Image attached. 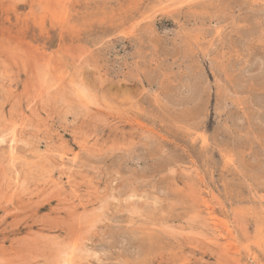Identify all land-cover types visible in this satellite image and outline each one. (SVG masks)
<instances>
[{"label": "rangeland", "instance_id": "1", "mask_svg": "<svg viewBox=\"0 0 264 264\" xmlns=\"http://www.w3.org/2000/svg\"><path fill=\"white\" fill-rule=\"evenodd\" d=\"M0 264H264V0H0Z\"/></svg>", "mask_w": 264, "mask_h": 264}, {"label": "bare ground", "instance_id": "2", "mask_svg": "<svg viewBox=\"0 0 264 264\" xmlns=\"http://www.w3.org/2000/svg\"><path fill=\"white\" fill-rule=\"evenodd\" d=\"M15 149V148H14ZM220 223V222H219Z\"/></svg>", "mask_w": 264, "mask_h": 264}]
</instances>
